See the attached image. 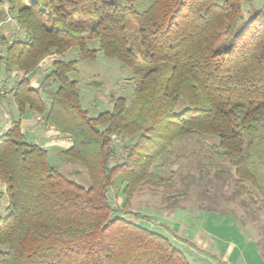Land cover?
<instances>
[{
	"label": "trees",
	"instance_id": "trees-1",
	"mask_svg": "<svg viewBox=\"0 0 264 264\" xmlns=\"http://www.w3.org/2000/svg\"><path fill=\"white\" fill-rule=\"evenodd\" d=\"M260 13L253 0H11L0 10V23L12 14L18 27L8 36L0 26V67L15 77L8 92L21 112L34 110L72 139L59 156L78 162L90 181L85 187L62 173L15 121L0 135L9 202L0 218V264H190L168 237L114 216L110 190L120 177L126 209L144 185L170 184L157 169L183 159L176 145L194 139L206 152L197 173L179 174L181 188L164 199L180 205L197 187L207 204L200 206L217 209L233 185L230 198L245 194L244 206L259 202L264 209ZM72 47L79 59L95 61L102 52L136 71L132 110L115 95L112 109L98 115L82 107L79 82L70 76L78 60L62 58ZM48 56L51 67L34 87L30 76ZM260 232L264 257V227Z\"/></svg>",
	"mask_w": 264,
	"mask_h": 264
},
{
	"label": "rangeland",
	"instance_id": "rangeland-1",
	"mask_svg": "<svg viewBox=\"0 0 264 264\" xmlns=\"http://www.w3.org/2000/svg\"><path fill=\"white\" fill-rule=\"evenodd\" d=\"M12 1L14 4L27 2V0ZM10 7L11 0L0 2V10H7ZM253 8L255 11H261L259 18L264 20V0H253ZM248 15L249 13L245 11L244 17L247 18ZM0 26L8 36L13 35L18 28L12 14L0 23ZM128 31L133 41L137 42V27L133 21L128 22ZM88 44L91 48L98 47L96 40H88ZM53 58L54 56L46 57L40 64L41 66L30 76L34 87L40 86L37 83L44 78L45 67L47 70L51 67ZM62 58L78 60L76 71L72 72L70 76L78 80L82 107L87 109L91 115L95 116L103 111L111 110L112 104L109 100L111 95L124 97L130 109H133L138 82V78H134L136 75L134 69L124 66L117 59L106 57L102 52L98 53L95 61L79 59L77 47L69 49ZM14 81V74L9 78L6 76L4 68L0 67V135L12 127L15 121H21L24 123L22 129L28 142L39 143L45 147L49 152V160L52 165L79 184L88 187L90 181L87 171L78 162L61 158L58 151L62 147H57L54 144L46 145L48 134L52 129L45 128V125L36 119L38 113L30 108H26L24 112L19 110L13 96L7 92L13 86ZM183 106V102L178 103L176 111L180 112ZM42 120L44 121V118ZM195 140L176 145L177 153L185 155L183 159L157 169L165 178H172L171 183L159 186L144 185L134 195L126 209L123 208V184L120 177H117L114 184L115 188L112 187L110 190V197L118 209L114 216H123L168 237L176 247L185 253L190 264H224L222 255L211 252L209 233L235 241L242 237L246 244L249 243L247 246L253 250V245L247 241L251 234H254L257 239L260 238L261 228L264 227V209H261L259 202L244 206L243 200L250 202L245 194L235 199L230 198L233 194V185L224 188L225 197H221V205L217 209L200 206L199 203L206 204V198L202 201L197 187H193L188 194L180 198V205L177 203L170 204L167 199H164V195L174 193L175 189L181 188L179 174L197 173L196 162L200 159L202 161L206 152L197 145ZM214 142L212 139L207 140L208 144ZM119 145L121 142L116 140V147ZM197 152L199 154L202 152L203 155H199ZM216 159L217 161L221 160L218 157ZM225 164L226 161H224V166ZM76 170H80V172L77 174L75 173ZM213 173L214 170L211 171L210 175ZM215 189L210 188V191ZM8 204L6 185L0 180V218H5L9 214ZM240 218L245 219L246 227L240 224ZM174 235H177V238ZM261 258L264 260L262 255Z\"/></svg>",
	"mask_w": 264,
	"mask_h": 264
},
{
	"label": "crops",
	"instance_id": "crops-1",
	"mask_svg": "<svg viewBox=\"0 0 264 264\" xmlns=\"http://www.w3.org/2000/svg\"><path fill=\"white\" fill-rule=\"evenodd\" d=\"M45 69V71L47 72V67H45ZM36 80H34L35 83H37ZM41 81H38L37 84H40ZM4 92H2L3 95ZM38 121L42 122L45 125V128L52 129V131L48 134L46 145L54 144L57 147H62V149H66L72 144V139L69 136L61 134L59 131L54 129V127L45 124L43 120ZM23 126L24 123L21 122V128H23ZM61 150L58 151V155ZM78 172H80V170L75 171V173L77 174ZM198 210L201 211V209ZM243 226L246 227V225ZM209 234V240H211L209 247L211 248V252L217 255H222L224 259V264H264V260L261 258V252L259 251V248L257 246L258 239L254 234H251L250 239L247 241L251 242V244L253 245V250L250 246H247L249 243L246 244V241H244V238L242 237L238 238L235 241L232 239H226L225 237L213 233ZM175 238H177V235L175 236Z\"/></svg>",
	"mask_w": 264,
	"mask_h": 264
},
{
	"label": "built area",
	"instance_id": "built-area-1",
	"mask_svg": "<svg viewBox=\"0 0 264 264\" xmlns=\"http://www.w3.org/2000/svg\"><path fill=\"white\" fill-rule=\"evenodd\" d=\"M37 119H38V120H42V118H41V117H38Z\"/></svg>",
	"mask_w": 264,
	"mask_h": 264
}]
</instances>
